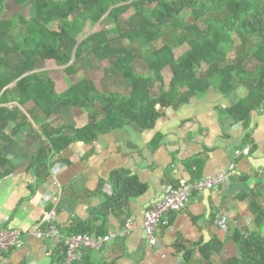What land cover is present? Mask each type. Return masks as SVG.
<instances>
[{
    "label": "trees",
    "instance_id": "16d2710c",
    "mask_svg": "<svg viewBox=\"0 0 264 264\" xmlns=\"http://www.w3.org/2000/svg\"><path fill=\"white\" fill-rule=\"evenodd\" d=\"M5 1L0 0V91H3L0 104L15 102L22 108L31 104L38 113L39 118L33 113L28 114L39 125L45 139L28 168V172H34L38 178L48 177L50 157L70 145H91L100 136L122 130L127 125H136L143 131L154 130L163 117L161 110H177L211 89L226 98L240 87L247 91L245 99L223 112L234 124H241L246 130L250 126L251 113L264 104L262 0H35L32 17L17 16L16 22L2 20ZM13 1L20 6L30 2ZM147 7L151 9L147 10ZM130 9L135 11L138 20L133 18L128 30L120 32V38L129 44L142 42L147 46L162 42L161 47L153 49L146 57V67L153 75L150 78L136 73L137 54L126 47L113 46L105 31L82 40L88 26L104 20L118 27L119 19ZM186 12L194 23L203 21L205 29L186 24L182 18ZM51 24H59V30H51ZM18 26L25 31L16 42L12 33ZM234 36L244 51L251 39L259 36L252 42V56L257 63L253 71L244 68L242 58L237 62L229 60ZM183 45H187L188 50L175 59L174 49ZM88 56L102 63L111 61L107 73L120 74L130 88V95L100 94L95 83L86 79L58 94L54 80L38 74L41 62L53 61L64 66L67 75L74 76L76 66ZM202 65H206L209 72L200 75L197 71ZM166 68L171 71L172 80L169 88L156 97L153 90L156 84L164 88L163 72ZM11 85L13 87L9 90ZM182 90L188 91L189 95L182 96ZM97 104L105 114L100 120L92 114ZM74 109L89 113L91 122L81 129H71L70 134L65 133L66 128L54 129L49 125L48 120L53 116ZM16 121L26 124L28 119L17 108L7 110L0 107V141H9L5 129ZM251 143L250 136H247L243 149ZM3 169L5 172L0 173L1 177L12 171L9 162L0 155V172ZM111 183L113 194L104 204V210L115 211L124 203L141 198L148 190L137 178H129L122 172L113 173ZM251 194H241L238 201H249ZM249 208L256 229L248 235L238 228L233 231L232 241L238 256L229 258L225 264H264V207L252 199ZM91 230L80 225L74 234H92ZM224 247V241L215 237L199 246L198 251L204 260L210 262ZM193 251L189 250L185 255V264L189 263Z\"/></svg>",
    "mask_w": 264,
    "mask_h": 264
},
{
    "label": "crops",
    "instance_id": "0c3cea01",
    "mask_svg": "<svg viewBox=\"0 0 264 264\" xmlns=\"http://www.w3.org/2000/svg\"><path fill=\"white\" fill-rule=\"evenodd\" d=\"M54 82L58 94L70 87L59 90L58 82ZM242 89L227 98L211 89L177 110H161L163 117L151 131L127 125L100 136L91 145L72 144L50 157V174L43 179L28 172L45 143L39 125L28 116L33 113L39 118L38 113L31 104L23 108L15 102L0 104L7 110L19 109L28 119L26 124L19 121L8 124L5 134L9 141H0V155L12 169L9 175L0 176V228L31 230L53 207L63 235L74 234L80 225L91 228L94 235L120 234L99 250L85 249L78 264H185L189 250H194L190 258L201 257L199 246L215 237L224 241L225 232L216 225L218 215L225 212L232 218L239 210L243 211L246 202L238 201V197L250 192L264 170L254 169L249 162L250 158L264 160V104L251 113L247 130L223 113L247 97L248 93L246 97L240 95ZM90 116L74 109L53 116L48 123L58 129L56 123L64 117V126L60 128H66L65 133L70 134L71 129L87 126ZM247 136L252 140L248 145L252 147L251 155L237 159L236 152L243 149ZM235 162L237 169L224 185L209 194L207 191L196 194L186 211L169 215L156 232V245L150 249L143 228L144 217L168 189L182 181L214 178L227 172ZM4 170L0 173L4 174ZM115 172L137 178L148 190L141 198L124 203L115 211L104 210L113 194L111 176ZM55 197L58 202L53 205L50 200ZM129 223L134 228L124 235ZM0 264L69 263L60 240H40L28 235L21 248L0 254Z\"/></svg>",
    "mask_w": 264,
    "mask_h": 264
},
{
    "label": "rangeland",
    "instance_id": "374dc122",
    "mask_svg": "<svg viewBox=\"0 0 264 264\" xmlns=\"http://www.w3.org/2000/svg\"><path fill=\"white\" fill-rule=\"evenodd\" d=\"M35 0H30V2L24 6H20L17 3H15L13 0H6L4 3V10L2 13V20H14L15 22L17 16H23L26 19H30L33 14V2ZM48 2H58L61 0H47ZM137 1V0H132ZM264 1V0H262ZM151 7H147V10H150ZM135 18L138 20V17H136L135 11L133 9L128 10L124 16H122L118 21V27H114L112 23H110L107 20H104L103 22H100L94 26H88L85 30V32L82 35V40L94 35L96 33H99L101 31H105L107 35L109 36L113 46L118 48H128L133 50L138 58L135 63V71L138 75L143 77H153L152 73H150L146 67V57H148L153 49L159 48L162 46V42L158 41L155 44L151 46H147L144 43H134L129 44L128 42L122 40L120 38V32L124 30H128L129 23L132 21V19ZM183 21L186 24H195L200 29H205V24L203 21H200L198 23H194L191 16L189 15V12H186L182 15ZM263 25H264V16H263ZM51 30L57 31L60 28L59 24H51L49 26ZM25 31V28H22L21 26H18L16 30L12 33V37L14 41H19V37L21 33ZM263 37H264V29H263ZM259 36L253 37L251 39V43L247 45L246 51L241 49L240 42L236 36L232 37V46L229 53V60L231 62H237L238 58L243 59V65L244 68L251 72L256 68V61L252 56V42L256 39H258ZM173 41L170 42L172 44ZM188 50L187 45H183L181 47H178L174 49L173 55L175 59L179 58L181 55H183ZM15 61V60H11ZM112 62H99L97 59L93 57H86L84 61L79 63L76 66L77 74L74 76H69L65 73V67L60 65L57 62H41L38 70V74L42 77H48L51 79H54L58 82L59 90L65 89L67 86H72L73 84L78 83L82 79H86L89 81H92L95 83L98 91L100 94L103 95H109L112 93H120L124 96L130 95V88L127 86L125 81L123 80V77L118 73H107V70L111 67ZM211 71V70H210ZM3 72V71H2ZM206 72H209V68L206 65H202L197 73L200 75L206 74ZM164 76V88H162L161 85L156 84L153 95L158 97L160 96L164 90L166 91L169 88L170 82L172 80V74L169 68L164 69L163 72ZM239 89V88H238ZM243 90V89H242ZM241 93V94H240ZM239 94L243 97H246L247 91L244 89ZM189 92L186 90L181 91V95L188 96ZM95 110H92V114L96 115L98 118H103L104 113L102 112V108L99 104H97ZM65 121L64 117H60L58 119V123H56L57 128L63 127V123ZM250 192L252 193L251 199L244 203L243 211L239 210L238 214L234 217H230L229 220V230L225 232L224 237V243L225 247L222 250L220 254H216L210 262L204 260L202 257L197 256L194 258H191V261L189 264H225L226 260L232 257L238 256V250L234 242L232 241V233L233 231L238 228L240 229L244 234L248 235L251 231L256 229L255 226V219L253 214L250 211L249 205L252 199H255L258 201L263 207H264V170L261 172V174L258 175L256 179L255 185L250 189Z\"/></svg>",
    "mask_w": 264,
    "mask_h": 264
},
{
    "label": "built area",
    "instance_id": "2783aa9c",
    "mask_svg": "<svg viewBox=\"0 0 264 264\" xmlns=\"http://www.w3.org/2000/svg\"><path fill=\"white\" fill-rule=\"evenodd\" d=\"M251 151L252 147L247 146L236 152V158H248L251 155ZM236 169L237 163L235 162L230 165L227 172L221 173L214 178L197 182L182 181L178 186L170 187L164 198L145 214L143 228L147 233L148 247L152 249L156 245V232L161 224L167 221L170 214L186 211L196 194L221 187L230 174L235 173ZM50 201L55 205L58 199L55 197ZM229 220V215L222 212L216 219V225L221 231L227 232L229 230ZM133 228L134 225L129 223L123 234H129ZM28 235L40 240H60L65 249L66 261L69 264H78L82 260L85 249L99 250L105 243L120 234L118 232H110L102 236L89 233L63 235L58 226L57 212L52 207L43 214L41 221L31 230L22 231L13 228H0V254H7L21 248L25 237Z\"/></svg>",
    "mask_w": 264,
    "mask_h": 264
},
{
    "label": "water",
    "instance_id": "95a60500",
    "mask_svg": "<svg viewBox=\"0 0 264 264\" xmlns=\"http://www.w3.org/2000/svg\"><path fill=\"white\" fill-rule=\"evenodd\" d=\"M249 162L254 167V169L264 168V160H256L254 158H250ZM206 193L209 194L210 192L207 191Z\"/></svg>",
    "mask_w": 264,
    "mask_h": 264
}]
</instances>
